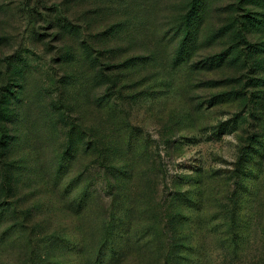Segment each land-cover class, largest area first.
<instances>
[{
    "label": "rangeland",
    "instance_id": "obj_1",
    "mask_svg": "<svg viewBox=\"0 0 264 264\" xmlns=\"http://www.w3.org/2000/svg\"><path fill=\"white\" fill-rule=\"evenodd\" d=\"M213 2L204 33H230L176 65L170 32L188 0H0V88L20 92L10 109L27 116L0 128L13 144L11 159L0 157V205L16 202L24 220L14 231L9 218L0 233L7 244L19 238L16 256L27 251L17 263L1 249V264H264V155L249 150L264 134V0ZM55 7L85 42L55 41ZM247 10L262 29L248 26L253 48L234 33ZM86 42L94 70L82 63ZM237 43L235 53L247 54L240 63L196 65ZM66 48L77 56L64 62ZM137 58L144 63L118 68ZM76 131L84 148L60 166ZM134 134L147 145L124 147ZM87 142L97 146L91 157ZM116 149L118 159L137 160L116 166L128 172L117 182L109 162L89 163ZM8 167L13 190L1 185ZM76 197L89 199L81 211L71 207Z\"/></svg>",
    "mask_w": 264,
    "mask_h": 264
},
{
    "label": "trees",
    "instance_id": "obj_2",
    "mask_svg": "<svg viewBox=\"0 0 264 264\" xmlns=\"http://www.w3.org/2000/svg\"><path fill=\"white\" fill-rule=\"evenodd\" d=\"M213 1L214 0H188V6L186 8V13L182 17L181 23L176 28H172L170 32L172 38L179 41L177 45V51L175 53V59L173 60L176 65H181L183 63H186L188 59H192V57H194L197 54L198 49L204 42H207L209 44H212L213 42H218L221 39L223 40V38L230 33L229 29L227 28L221 29V33L219 34L218 33L216 34V31H212L211 33H208V34L204 33L206 14L210 12V10L212 9L214 5ZM29 10H30L29 11L30 16H33V18H35L38 12L33 9H29ZM52 11L60 15V17L55 16L53 21L49 20L50 21L49 24L51 25L53 24V26L57 29L58 34L56 35L55 41H62L66 44L70 42V39L73 38L75 39L73 42H85L83 40V38H85V33L83 32V30L79 27L74 26L66 18H64L62 16L63 10L61 8L55 7L53 8ZM252 14L253 13L250 10H247L245 17H243L245 21H241L238 19L237 22H235V32L234 33H235V39L236 40L238 39L239 43L244 42L245 44H248V47L253 48L255 45L249 43L245 38L246 37L245 33L249 29L248 26L252 25L251 26L252 28H250L249 30L250 33L252 32L253 29H258V30L259 29L262 30V29L258 28V26L255 24L257 23L255 22L256 20L254 19L250 20ZM110 35H114V34L113 33L108 34L107 36H110ZM239 43H237L238 45L233 46V48L231 49L226 50V48H224L221 52L208 56L207 58L198 62L199 64L197 63L196 65H198L199 69H206V70L214 72V71H221L229 67L228 64H230L232 60L233 61L237 60V62L240 63L241 59L246 57L247 54H241L242 52L240 51L235 53L238 47L242 45ZM79 49L83 51L82 56H86L82 60V63H85V60H86V63L89 62L91 65V68L94 70L98 62H97V59H94L92 54L90 53V46L88 45V43L87 42L84 44L81 43ZM118 51L121 52V50H118ZM71 53L75 54L77 52L76 51L73 52L71 48L64 49V52L62 53V59H63L62 61L64 62L70 61V59L72 58V57H69ZM250 54L251 52L248 55ZM114 57L115 56H112L111 59L109 58V60L112 61ZM230 58H233V59L230 60ZM131 59H128L127 62L126 61L122 62V64L118 65V68L120 70H128L132 67H137V66H140L142 63H144L143 58H137V60L135 61L134 60L131 61ZM21 62H22V58L20 57L14 58V61L11 62L10 64L12 66L11 71L13 69L17 70ZM102 75H105V72L103 70L100 73V76ZM19 93L20 92L16 88H11L10 85L5 86L4 89L0 88V128L3 126V128L8 129L9 126L15 122H17V124L18 123L20 124L21 122H25V120H27L25 111L23 112L20 111V112H17V114H15L14 111L10 109V105L12 104V101L16 100L17 102H20V97H18V95H20ZM110 97L111 95H109V98ZM105 102L106 100L103 99L102 103H105ZM237 121L238 120L235 121L236 122L235 125H238ZM77 134L79 135V132L76 131V133H72L70 135L71 143L68 149L66 150V152L62 155L60 159L61 161V163L59 164L60 166L62 165L66 166L68 163L70 164L71 159H75V157H77V154L81 151V149L84 148L83 145L81 146V143H78V144L73 143L74 137ZM10 139L11 138L10 136H8L6 131L3 132L0 130V148H2L0 150L1 151L0 157L2 159L5 158V160L11 159L12 154H13L12 153L13 144L10 142ZM250 139L254 140L252 141V143L254 142L256 144V148H254L253 145H249V150H251L254 157H256V155L262 157L264 155V134L259 135L257 138L256 136H252ZM147 142H148V139L145 140L143 137V140H142V138L137 137L136 134H134L132 138H129V140L124 141V147H128L132 149L133 146L135 145L144 144L146 146ZM94 147H97V146L95 145V143H92V142H87V144L85 145L84 151L88 157L93 156V154H91V152L89 151L94 149ZM118 152L120 151L116 149L114 150V152H112V154L99 156L95 160H92V162H89V163L90 165H95V164L100 163L104 159L103 160L104 162H109L111 165H113V168H116V169H113L114 171H112V173L115 174L116 176V179H115L116 182L118 180L122 181V179L128 177L127 176L128 172L126 170H121L122 168L117 169L116 166H118L120 163V164H126L124 165V167H131V166H134L137 160H127L126 161L123 159V157L121 158L122 160L118 159V155H117ZM145 152H148V150L145 149ZM143 153H142V156H139V157L143 158V156L145 155ZM116 160H119V161L116 162ZM114 162H116L117 164L115 165V167H114V164H112ZM8 165H12V163L9 162ZM63 169L64 167H60L58 171L61 173ZM10 172H11L10 167L5 168L4 176L1 180L2 181L1 185L5 189L8 188L9 190H13L14 188H16V186L12 187L13 175H11ZM253 177H254V173L252 172L245 175L246 180H250ZM84 195H86V193ZM80 198L79 197L73 198L72 203H71V207L72 206L76 208L80 207V209H78L77 211H81L85 207V203L87 206V203L89 202V199L88 200L83 199V202H79L81 200ZM19 208H20V205L17 204L16 202H7V203H3L0 205V230L6 227V225L8 224L9 218H11V221L15 223V228L13 229L14 231H21L24 229V222H23L24 220L20 222L21 212ZM9 235H10L9 233H7V235L4 232L0 233V251L1 249L2 250L5 249L6 252H10L11 250V253L14 254L12 258H15L16 252L13 250L14 248L13 245L15 244V241H16V244L18 243L19 238L13 237L12 239L14 242L7 244L5 240L3 241V239L5 238V236H9ZM17 253H18V256H16V260L14 261H16L17 263H26L27 251L23 253V251L21 252L20 250V253H19V250H18Z\"/></svg>",
    "mask_w": 264,
    "mask_h": 264
}]
</instances>
